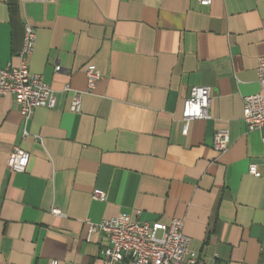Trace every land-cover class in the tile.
Here are the masks:
<instances>
[{"label":"crops","instance_id":"0c3cea01","mask_svg":"<svg viewBox=\"0 0 264 264\" xmlns=\"http://www.w3.org/2000/svg\"><path fill=\"white\" fill-rule=\"evenodd\" d=\"M26 24L30 70L57 106L36 110L25 136L14 97L0 99V264H101L88 223L120 215L183 220L203 264H264V128L243 120L261 90L264 0H0V69L18 66ZM88 69L102 79L72 113L66 87L88 92ZM194 87L211 89L210 119L184 135ZM15 147L25 172L8 167Z\"/></svg>","mask_w":264,"mask_h":264},{"label":"built area","instance_id":"2783aa9c","mask_svg":"<svg viewBox=\"0 0 264 264\" xmlns=\"http://www.w3.org/2000/svg\"><path fill=\"white\" fill-rule=\"evenodd\" d=\"M20 2H40L54 4L58 0H19ZM202 6H211L213 0H199ZM37 43L36 30L30 24L25 25L23 47L18 54L19 64L8 65L0 69V99L13 96L26 127L38 109L54 110L57 106L56 92L45 82L42 76L30 70L29 59L34 54ZM56 71L61 68L56 66ZM89 91L79 92L69 86L66 91L72 93L70 112L82 111L83 97L91 93L102 75L93 69L86 70ZM258 84L260 93L244 99L243 120L249 131L264 128V57L259 58ZM211 108V89L194 87L185 102L183 111V134L189 132V125L197 120H209ZM264 144V138H263ZM217 152L226 153L229 149L228 133L218 132L214 137ZM30 162V154L15 147L9 157L8 167L13 172H25ZM250 175L259 177L257 166L252 165ZM94 198L105 200L106 195L96 192ZM61 216L59 210L52 211ZM100 234L103 238L101 264H203L201 258L191 249V239L184 234V221L174 219L168 225L160 222H145L128 215L104 220L101 223H88L87 242Z\"/></svg>","mask_w":264,"mask_h":264}]
</instances>
